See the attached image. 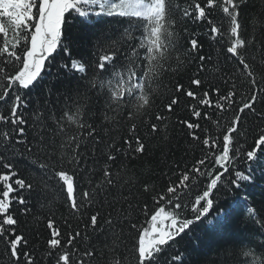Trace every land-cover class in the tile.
<instances>
[{
  "label": "snow or ice",
  "instance_id": "6c2138e0",
  "mask_svg": "<svg viewBox=\"0 0 264 264\" xmlns=\"http://www.w3.org/2000/svg\"><path fill=\"white\" fill-rule=\"evenodd\" d=\"M247 4L248 0H191L184 7L175 0H0V108L8 110L7 115L0 112V243L4 245L9 264H38L33 251L26 250L28 239L19 231L20 221L15 206H22L18 209L20 215L31 212L26 193L34 189V184L21 178L15 167L14 161L19 157L36 164L46 186L47 180L55 181L72 214L87 215L89 207L100 203L101 196L105 199L100 207L107 204L116 213L113 216V211H109L104 215L96 210L84 224L85 239L90 232L111 235L112 243L105 241L99 256L94 245L84 250L76 246L74 241L81 237V231H69L64 239L61 228L53 219H48L50 238L43 257L48 259L49 264H174L181 261V256L173 254L166 260L168 249L177 237L187 236L193 225L207 224L209 232L216 233L223 231L229 223L250 222L248 217L255 215L253 207L247 208L248 217H242L235 210L249 199L244 189L255 180L252 164L260 162L261 155H264V71L258 75L250 62L255 61V54L248 58L250 50L255 49L259 53L264 47V37L257 39L255 18H251L254 26L251 31L243 22V9ZM217 9L223 14L219 23L214 18ZM177 10L183 19L206 23V31L212 41L224 43L226 40V60L237 67L235 72L222 76L223 84L229 86L226 94L222 93L219 85L211 84L201 93L199 90L205 84L201 73L205 72L206 62L212 58L200 55L202 44L196 38H190V47L183 55L189 62L198 61L196 73L190 81L196 90L176 83L168 102L153 113L152 96L157 92L153 84L169 70L171 65L168 61L176 50L174 17ZM102 17L116 18L117 22L126 23L127 27L119 37H110V43L102 46L103 54H98L97 60L89 66L93 68L91 75L87 74L84 63L72 60L71 69L81 74L79 79L84 81L85 92L97 89V95L104 96L108 110L117 114L127 110L126 121L141 120L147 128V135L157 133L162 124L167 127L165 121L175 115L179 106H184L191 119L178 120L177 123L187 130L192 141L203 145L202 158L179 175L178 183H170L166 194L153 197L156 205L165 202L171 205V210H166L164 206L156 207L146 221L147 226L131 221L134 206L131 203H128L127 209L122 206L128 201L127 196L120 194L107 199L110 189L119 191L120 187V173L112 170L117 154L135 158L136 154L146 151L144 137L139 134L136 122L125 124V151L117 146L114 138L106 140L93 124L83 121L82 105H74V110L65 111L63 117L56 120L52 136L47 134L48 129L40 114L32 116L31 124L26 118L29 98L44 79L42 72L46 69V62L50 64V58L55 60L54 53L58 49L70 54L63 39L65 25L78 19L83 29H89ZM225 23L228 26L226 33L223 30ZM133 30L139 35H134ZM124 45L127 46L122 56L121 47ZM176 59L179 63L184 62L179 56ZM238 79L247 87L246 92L240 91ZM185 97L188 99L185 100ZM204 109H213L216 119ZM227 113L233 115L222 134L221 144V138L209 135L208 128L203 127L201 121H211L220 131L221 114ZM144 116H148V120H143ZM105 119L115 120L116 117L105 115ZM249 120L258 128V134L251 150L242 152L244 144L239 143V138L247 135V130L241 129ZM65 122L69 127L75 125L77 131H68ZM29 129L32 130L31 139ZM56 136L60 137L58 144ZM241 155L246 157L248 174L239 170L230 172ZM98 166L102 169V178L94 182L93 175ZM80 173L87 178V188L78 183V180L84 179ZM189 173L207 177V183L191 205L194 215L186 218L183 212L187 205L180 202L178 190L191 188ZM45 177L47 180H44ZM143 190L147 193L149 186L144 185ZM222 191H239L241 194L242 199L233 203L232 213L220 205ZM118 204L121 206L117 207ZM214 208L215 215L210 216ZM142 211L148 216L147 204ZM68 227L71 228V225ZM258 227L264 229V220L258 223ZM125 228L136 231L134 242L131 248L126 249V254L121 252V248L125 247ZM238 247V253L231 248L226 249L229 255L237 256L233 264H264V243L257 245L242 241ZM105 256L107 259H104Z\"/></svg>",
  "mask_w": 264,
  "mask_h": 264
},
{
  "label": "trees",
  "instance_id": "16d2710c",
  "mask_svg": "<svg viewBox=\"0 0 264 264\" xmlns=\"http://www.w3.org/2000/svg\"><path fill=\"white\" fill-rule=\"evenodd\" d=\"M181 7L187 6L191 0H175ZM98 10V9H97ZM223 14L217 9L214 13V18L220 22ZM244 23L249 31L254 27L251 18H255L257 24L255 25L257 39L264 37V0H248L247 7L243 9ZM176 26V50L172 52V57L168 61L171 65L169 70L161 75L153 87L157 88V92L153 94V108L151 112L158 111L160 106L168 102L172 90L176 83L191 87L195 91V87L191 85L190 81L196 73L198 61L189 62L183 55L185 49L189 48L188 40L196 38L202 49L200 55L211 56V60L206 62V70L201 73L205 79V84L199 90L203 91L209 84L213 86L219 85L222 93L226 94L228 85L223 84L222 76L225 73L231 74L235 72L236 64L226 60L225 50L227 41L224 43H217L211 40L210 33L206 31L208 27L206 23L194 22L191 19H183L180 12L175 13ZM96 20V18H92ZM127 24H121L116 21V18H99L95 24L89 29H83L78 23V19L70 21L65 25L64 42L68 45L70 54H65L61 49L54 53L55 60L50 58L51 63L46 62V69L42 72L44 77L40 82L39 88L33 90L29 98V108L25 110L26 118L29 123H33L32 116L36 113L40 114L44 119V124L48 129L47 134L53 135V130L56 129V120L63 117L67 110H74V105L83 106V121L93 124L97 132L104 136L107 140L109 137L115 139L117 146L127 151V146L124 144V137L127 134L126 123L136 122L139 126V134L144 137L146 151L143 154H136L135 158L125 156L120 153L118 158L112 163V170L120 173L119 176V191L117 189H110V194L107 199L111 200L118 197L120 194L128 197L127 202H123L124 209L128 208V203L134 207L132 209V222L141 226H147L146 221L158 206H164L166 210H171V205L161 202L156 205L153 199L160 194H166L167 186L170 183H178L179 175L183 171L188 170L193 166L196 160L203 156V145L199 141H192L191 137L187 135V130L177 123L178 120L191 119L188 109L184 106H179L175 115H172L169 121H165L167 127L162 124L160 130L152 135H147V128L141 122L126 121V111L117 114L108 110L105 106V98L102 95H97V89H89L85 92L84 81L80 80L81 74L75 73L71 69L72 60L79 61L85 64L87 74L91 75L93 68L89 67L97 60L98 54H103L102 46L110 43L111 39L120 36ZM227 24L223 26L225 33L227 32ZM134 35H139L133 30ZM129 41L128 43H134ZM127 45L121 47V55ZM255 54V61H250L254 64L257 74L264 71V47H261L259 53L255 49L249 51V59ZM179 56L183 63H179L176 57ZM63 65H68L67 68ZM172 69H175L173 71ZM240 85V91L246 92L247 87L237 80ZM79 84V89H78ZM187 100L188 98H184ZM215 100L216 98L213 97ZM239 99V97H237ZM213 114V119H216V114L213 109H204ZM218 111V110H217ZM0 112L5 115L8 114L7 109L0 108ZM105 115L111 117L115 116V120H106ZM223 119L221 121L222 127L220 131L211 121H201L203 127L208 128L209 135L220 137L222 144V134L226 130L227 123L230 121L233 113L221 114ZM148 116H144L143 120H148ZM153 122H155L153 120ZM68 131H77L76 126L69 127L65 122ZM103 126V127H102ZM104 129H107L105 132ZM247 130L246 136L239 138V143L244 144L242 152L251 150L254 145V139L258 134V128L249 120L245 123L241 131ZM31 129H29V138L31 139ZM86 135V129L83 130ZM201 133V138H203ZM235 135V134H234ZM57 144L60 142V137L56 136ZM264 147V146H262ZM219 151V148L217 149ZM234 154V153H233ZM101 157V162H103ZM15 167L19 172L21 178L27 182L34 184V189L31 193H26L29 199V207L31 212L20 215L18 209L22 206L16 205L17 216L20 221L19 231L28 239L29 244L26 250L31 249L35 255L38 264H49L48 259L43 257V253L47 248V240L50 238V231L47 228L48 219H53L56 226H59L62 232L66 234L69 231L73 233L76 230L81 231V237L77 238L74 243L81 249H87L90 245H94L97 250V256L100 255V249L104 247L105 241L111 244V235L103 233H89L88 238H84V224L88 223L89 216L96 210H100L104 215L109 211H113L107 204L101 208L100 203H103L105 197L99 198L100 203L95 207H89L88 214L84 216H77L71 213L66 206L65 196L59 190L54 180H47V186L40 178V170L36 164L30 163L28 159L19 157L14 161ZM89 164L92 161L89 160ZM121 164L124 165L121 168ZM248 164L246 157H241L235 161L234 169L230 172L239 170L248 174ZM255 180L248 185L244 190L247 192L249 199L241 203L240 208L236 209L242 217H248L247 208L253 207L255 215L248 217V223H229L221 232L210 233L207 224L193 225V230L183 237H177L176 241L172 242V247L168 249L166 260L171 258V255L177 254L181 256V261H175L174 264H233L237 256L229 255L226 249L231 248L236 253L239 252V244L242 241H249L253 244L264 243V229L258 227V223L264 220V155H261L260 162H253L252 164ZM175 173V174H174ZM84 177L83 180H78L82 187L87 188L86 176L84 173L79 174ZM228 174H226L227 176ZM188 190L179 189L181 194L180 202L187 205L183 215L186 218L192 217L191 205L194 203L195 196L202 194L203 188L206 186L207 177H199L195 173H189ZM102 178V169H99L93 175V181L99 182ZM195 180V184H193ZM144 185L149 186V191L144 192ZM242 199L239 191L227 192L222 191L219 195L221 207H227L229 212H233L234 201ZM147 204L149 208L148 216H145L142 209ZM121 205H117L120 207ZM113 211V216H115ZM215 215V208L209 214ZM67 221V223H65ZM127 223V222H125ZM71 225V228L68 227ZM136 231H129L125 228L123 233V243L125 247L121 248V252L131 248ZM255 237L253 240L252 237ZM107 251V250H105ZM5 248L0 243V264H9L7 256L4 254ZM244 259V257H238ZM107 259V256L104 257ZM250 259V258H248Z\"/></svg>",
  "mask_w": 264,
  "mask_h": 264
}]
</instances>
